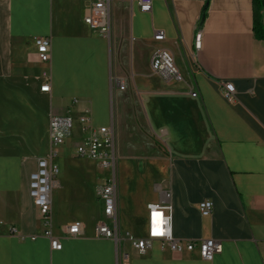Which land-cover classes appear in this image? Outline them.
<instances>
[{
    "label": "crops",
    "instance_id": "0c3cea01",
    "mask_svg": "<svg viewBox=\"0 0 264 264\" xmlns=\"http://www.w3.org/2000/svg\"><path fill=\"white\" fill-rule=\"evenodd\" d=\"M262 1L259 8L254 0H153L143 13L139 0H113L108 40L84 21L91 0H0V264H264V40L253 30L255 12L264 24ZM47 36L49 66L34 44ZM157 48L174 56L184 82L153 73ZM48 68L50 93L41 90ZM86 114L96 128H115L125 163L123 239L98 237V186L109 173L83 159L94 164L91 174L81 168L90 187L71 195L65 177L54 180L64 191L51 197L53 234L63 244L54 251L29 194L30 175L50 152L51 117L73 118L62 147L75 153ZM205 200L213 204L209 216L199 210ZM149 203L171 205L176 239H213L222 253L205 261L197 249L177 254L153 241L139 254L126 236H147ZM77 221L83 234L67 237L63 229Z\"/></svg>",
    "mask_w": 264,
    "mask_h": 264
},
{
    "label": "built area",
    "instance_id": "2783aa9c",
    "mask_svg": "<svg viewBox=\"0 0 264 264\" xmlns=\"http://www.w3.org/2000/svg\"><path fill=\"white\" fill-rule=\"evenodd\" d=\"M113 0H91L85 23L95 32L110 40L112 34L111 6ZM140 11L150 13L153 8V0H139ZM201 31L195 34L194 45L197 51L202 48ZM156 41H164V31H156ZM34 44L38 59L45 65L51 64L52 41L50 37H36ZM151 68L155 75L165 81L184 82V78L176 65L174 56L163 48H157L151 58ZM44 84L43 92L51 91V72L46 69L42 73ZM120 85V89H124ZM223 92L227 99L233 100L234 87L231 84L223 86ZM193 97H199V93L191 88ZM75 102H77L75 100ZM83 139L75 146L76 156L80 159L92 160L98 166L108 171V177L98 186V197L103 204V219L96 226L98 237L111 239L117 245L122 241V232L119 222V182H118V153L117 140L114 126L94 127L90 117L86 114L79 118ZM50 128V152L47 157L40 158L37 169L31 173L29 182L30 197L38 209L41 222L44 226V236L50 241V247L54 251L62 250L61 239L53 234V209L51 193L54 187V178L59 174V168L54 160L60 153L68 138L72 136L74 120L71 116H52ZM199 210L203 216H209L213 210L210 200L199 204ZM148 233L144 238L127 235L133 248L141 255L146 254L153 241H158L162 248L168 247L172 252L183 254L185 251L198 250L201 259L212 261L222 253V244L216 240L184 241L174 237L172 231V207L168 204L149 203ZM67 237H78L83 234V224L79 221L66 226L63 229ZM12 234H18L15 227L10 229ZM34 239V238H33Z\"/></svg>",
    "mask_w": 264,
    "mask_h": 264
},
{
    "label": "rangeland",
    "instance_id": "374dc122",
    "mask_svg": "<svg viewBox=\"0 0 264 264\" xmlns=\"http://www.w3.org/2000/svg\"><path fill=\"white\" fill-rule=\"evenodd\" d=\"M119 143V142H118ZM118 182H119V197H122L123 193V180H122V170L125 166L123 158H121V151L118 145ZM75 154V157L73 156ZM55 164L58 166L60 173L54 178V180L63 181L65 177L66 181L69 183L68 189L69 193L72 195L74 189H78L83 185H88L90 187L91 180L87 178V175H83L81 168H86L89 170V174L93 168L92 163L87 160L80 159L76 156V153L72 152L68 147H61L60 154L55 159ZM103 170V169H102ZM106 171V170H105ZM108 172V171H107ZM61 189H52L51 197L54 196V200H59L62 197Z\"/></svg>",
    "mask_w": 264,
    "mask_h": 264
},
{
    "label": "trees",
    "instance_id": "16d2710c",
    "mask_svg": "<svg viewBox=\"0 0 264 264\" xmlns=\"http://www.w3.org/2000/svg\"><path fill=\"white\" fill-rule=\"evenodd\" d=\"M254 1H255V4L259 6V8L262 7L263 5L262 0H254ZM253 30H254V33L257 39L264 40V24L262 23L261 19L258 17L256 12H255Z\"/></svg>",
    "mask_w": 264,
    "mask_h": 264
},
{
    "label": "water",
    "instance_id": "95a60500",
    "mask_svg": "<svg viewBox=\"0 0 264 264\" xmlns=\"http://www.w3.org/2000/svg\"><path fill=\"white\" fill-rule=\"evenodd\" d=\"M208 6H209V1L207 2L205 8H204V12H203V15H202V21H204L205 17H206V13H207V10H208Z\"/></svg>",
    "mask_w": 264,
    "mask_h": 264
}]
</instances>
